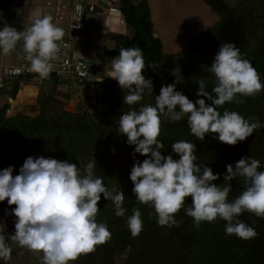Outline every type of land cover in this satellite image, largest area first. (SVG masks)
<instances>
[{
	"label": "clouds",
	"instance_id": "1",
	"mask_svg": "<svg viewBox=\"0 0 264 264\" xmlns=\"http://www.w3.org/2000/svg\"><path fill=\"white\" fill-rule=\"evenodd\" d=\"M64 35V29L57 26L50 15L37 18L22 32L5 23L0 30V50L7 56L23 40V51L31 63V70L41 78H47ZM111 65L109 75L122 89L129 90L124 97L125 104H136L145 89L153 91L151 79L142 74L145 61L141 48H121L119 55L111 59ZM209 71L217 83L209 93L205 81L199 80L197 96L207 97L212 105L205 99L193 102L177 91L175 84H168L161 87L155 106H142L119 118L118 131L127 136L129 145H135L134 155L139 153L149 157L142 163L136 161L131 169L133 192L140 203L154 207L157 222L162 227H178L182 223L175 215L184 207L185 199L191 197V206L185 211L194 219V227L198 229L201 222H214L220 218L227 222V235L251 239L258 233L239 217L249 212L264 218V171H259L262 167L259 160L243 157L235 167L226 165L225 183L217 185L213 182L220 178L219 174L197 163L193 143L181 140L172 144L179 159L161 152L164 147L158 139L161 114L174 122L187 116L191 134L198 139L203 140L206 134L214 133L228 145L246 140L264 126L255 116L245 119L235 111H224L223 115L217 111L218 106L233 101L237 94L255 96L264 89L257 69L241 57L240 49L234 43L222 44ZM172 74L178 80L180 68L173 69ZM94 167L95 162H89L82 175L75 163L30 156L15 176L12 166L0 170V202L7 200L9 205H15L13 214L17 217L11 241L29 251L42 252L41 264H70L81 254L91 253L97 245L106 243L111 232L105 223L97 222L101 194L115 205L118 217H123L126 212L122 207L125 195L116 189L109 191L103 179L94 175ZM236 177L244 178L245 187L239 196L229 201L231 181ZM127 227L133 236L142 231L139 208L133 209ZM12 251L5 235L0 234V259L10 260Z\"/></svg>",
	"mask_w": 264,
	"mask_h": 264
},
{
	"label": "trees",
	"instance_id": "2",
	"mask_svg": "<svg viewBox=\"0 0 264 264\" xmlns=\"http://www.w3.org/2000/svg\"><path fill=\"white\" fill-rule=\"evenodd\" d=\"M202 1L218 19L182 49L164 54L162 41L154 33L148 0H118L124 21L132 27L133 33L130 36L114 35V48L105 53L117 56L121 48H141L145 61L142 74L146 79H151L153 84V91L145 89L142 99L134 105L125 104L124 97L129 90L122 89L114 78L73 82L78 86L96 88L93 105L77 98L71 111L64 107L57 96L60 92L59 83H68L60 82L53 75L43 80V83L47 80L51 82V87L46 91L37 85L41 91L30 106L32 113L20 110L7 115L10 107L8 99L16 97L25 77L15 78L0 90L6 96L0 105V170L12 166L15 176L28 157L43 156L75 163L83 175V168L89 162H95L94 175L103 179L109 191L116 189L125 195L122 207L126 212L123 217H118L115 215V205L101 194L97 222L107 225L111 238L97 245L95 251L81 254L70 264H116L117 256L123 253H126V257L120 264H252L247 254L249 246L242 238L226 234L227 222L223 219L204 221L198 229L194 227V219L186 215L185 211L191 206V197L185 199L184 207L175 215L178 222L182 221L178 227L160 226L154 207L136 199L134 184L130 179L136 161L142 163L149 157L139 153L134 155L135 145H129L127 136L118 131V121L122 115L131 110L138 111L142 106H155L161 87L168 84H175L176 90L193 102L205 99L207 104L212 105L207 97L197 96L198 81L203 79L207 91L211 93L217 81L209 68L223 43H234L240 49L241 57L248 59L257 69L264 84V0ZM11 2L0 0V5L7 7ZM177 67L180 68L178 80L172 74V70ZM263 95L264 89L255 96L237 94L233 101L218 106L217 111L221 115L224 111H235L249 119L258 115L257 112L263 114L264 107L251 102L254 98L260 102ZM158 139L164 145L162 154L172 155L174 159H179V156L173 152L172 144L181 140L193 143L196 145L194 154L197 163L210 167L214 174H218L214 167V152L217 146L223 144L218 134L208 133L200 140L191 134L187 116L174 122L161 114ZM224 175L219 174L220 178L213 183L224 184ZM14 208L15 205H9L7 200L0 202V234L5 235L6 241L10 243L13 249L11 256L23 251L43 255L42 252L29 251L11 241L17 220L13 214ZM134 208L140 209L143 221V229L137 236H133L127 227L128 217L133 214ZM5 262L0 259V264ZM16 264H26V261Z\"/></svg>",
	"mask_w": 264,
	"mask_h": 264
},
{
	"label": "crops",
	"instance_id": "3",
	"mask_svg": "<svg viewBox=\"0 0 264 264\" xmlns=\"http://www.w3.org/2000/svg\"><path fill=\"white\" fill-rule=\"evenodd\" d=\"M76 1L81 2L84 7L85 24L82 30H73L68 26L72 6ZM99 1L105 3L111 1L113 5L118 6V0H13L5 8V13L0 18V23H7L22 32L28 29L37 18H42L45 15L52 16L53 22L64 29V36L68 37L71 46L72 42L75 43L74 48L72 47L73 54L85 59L88 68L86 80H110L112 79L109 75L112 71L111 59L116 56H110L105 51L114 48V35L130 36L133 33V29L125 21H121L119 15L108 13L104 7L97 5ZM148 2L150 5V0ZM90 7H93L92 10ZM15 14H17V17H15ZM15 20L17 21L16 23L14 22ZM22 48L23 40L18 42L16 48L9 55L4 56L5 62L18 63L24 61L18 58L21 55ZM15 57L19 60L15 59ZM71 83L75 85V83ZM95 88V86L85 87L91 92ZM37 92V84L28 82L22 85L16 97L8 99L10 107L7 115H9V111L15 110L14 112H18L22 107L23 100H25L23 102H26V104H33Z\"/></svg>",
	"mask_w": 264,
	"mask_h": 264
},
{
	"label": "rangeland",
	"instance_id": "4",
	"mask_svg": "<svg viewBox=\"0 0 264 264\" xmlns=\"http://www.w3.org/2000/svg\"><path fill=\"white\" fill-rule=\"evenodd\" d=\"M5 8L4 5H0V18L4 15ZM150 9L154 33L162 41L164 54L174 53L182 49L192 38L198 36L218 19V16L202 0H150ZM14 22L16 23L17 21L15 20ZM0 24L5 25V23ZM74 46L75 43L72 42L71 48H74ZM18 58L30 62L26 59V53H24L23 48ZM18 58L15 57V59L19 60ZM29 83L36 84L32 80H29ZM40 86L41 89L46 91L51 87V82L47 80ZM58 88L60 92L57 96L62 100L67 110L71 111L74 109L77 98H81L88 105H93V96L95 93L94 91L91 92V90L85 89L84 86L80 87L72 83L68 85L59 83ZM40 91L38 89L37 95L38 93L40 94ZM65 94L67 96H63ZM5 99L6 96L0 91V105L4 103ZM23 101L22 104L24 103ZM22 104L19 111L25 110L32 113L30 106L34 103L26 104L25 102ZM14 111H9V115L15 114L16 112ZM30 253L23 251L16 256H11V259L5 263L16 264L26 261V264H41L43 255ZM125 257L126 253L117 256L116 264H120Z\"/></svg>",
	"mask_w": 264,
	"mask_h": 264
},
{
	"label": "built area",
	"instance_id": "5",
	"mask_svg": "<svg viewBox=\"0 0 264 264\" xmlns=\"http://www.w3.org/2000/svg\"><path fill=\"white\" fill-rule=\"evenodd\" d=\"M105 3V2H104ZM98 5V4H97ZM106 11L111 14L120 16V20L124 18L118 6L113 5L111 1L106 2ZM100 6V5H99ZM93 7H90L92 10ZM17 17V14H15ZM84 7L79 1L73 3L70 15L69 28L73 30L84 29ZM4 25L0 24V30ZM4 54L0 50V90H3L15 78L22 77L21 85H24L32 80L37 85L43 83L44 78H41L37 73L31 70V63L22 61L19 63H8L4 60ZM52 69L49 75H53L62 83H71L82 81L88 77V68L85 59L75 56L72 52L71 44L68 37H63L60 42V52L56 59L51 61ZM26 78H29L26 80Z\"/></svg>",
	"mask_w": 264,
	"mask_h": 264
},
{
	"label": "flooded vegetation",
	"instance_id": "6",
	"mask_svg": "<svg viewBox=\"0 0 264 264\" xmlns=\"http://www.w3.org/2000/svg\"><path fill=\"white\" fill-rule=\"evenodd\" d=\"M254 99L251 102L255 106L264 107V95L260 102ZM257 113L259 114H255V117L264 125V112L263 114L260 112ZM214 153V167L218 174H226V165L232 164L235 167L236 162L243 157H253L259 160L262 166L259 171H264V126L257 129L246 140L240 141L236 145L223 143L217 146ZM231 184L232 192L229 194V201L240 195L245 187L244 178L236 177V179L231 181ZM239 219L252 226L258 233L254 238L243 239L244 243L249 246V253L247 251L250 258L249 263L252 261V264H264V218H259L252 213L244 212Z\"/></svg>",
	"mask_w": 264,
	"mask_h": 264
},
{
	"label": "water",
	"instance_id": "7",
	"mask_svg": "<svg viewBox=\"0 0 264 264\" xmlns=\"http://www.w3.org/2000/svg\"><path fill=\"white\" fill-rule=\"evenodd\" d=\"M98 5H100V6H102V7H106V6H107L106 3L102 2V1H99V2H98Z\"/></svg>",
	"mask_w": 264,
	"mask_h": 264
}]
</instances>
